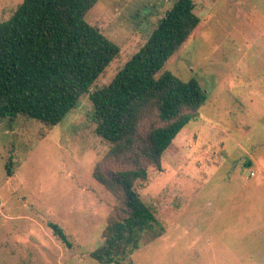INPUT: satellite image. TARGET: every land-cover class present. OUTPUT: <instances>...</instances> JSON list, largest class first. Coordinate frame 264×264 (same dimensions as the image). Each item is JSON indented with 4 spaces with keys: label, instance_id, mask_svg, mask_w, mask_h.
<instances>
[{
    "label": "rangeland",
    "instance_id": "1",
    "mask_svg": "<svg viewBox=\"0 0 264 264\" xmlns=\"http://www.w3.org/2000/svg\"><path fill=\"white\" fill-rule=\"evenodd\" d=\"M175 1L98 0L85 21L119 54L90 92L112 81ZM21 2L0 0V23ZM192 2L199 24L162 72L195 79L206 102L162 170L135 185L163 232L120 264H264V0ZM95 126L87 95L53 129L0 122V264H98L90 254L120 202L92 178L108 150Z\"/></svg>",
    "mask_w": 264,
    "mask_h": 264
},
{
    "label": "trees",
    "instance_id": "2",
    "mask_svg": "<svg viewBox=\"0 0 264 264\" xmlns=\"http://www.w3.org/2000/svg\"><path fill=\"white\" fill-rule=\"evenodd\" d=\"M97 2L22 0L0 23V122L12 127L24 118L53 129L88 96L94 133L108 145L92 178L120 202L107 220L102 245L90 256L98 264H120L146 235L161 236L154 211L134 187L147 181L150 168L162 170L163 153L197 120L206 96L195 79L162 72L199 24L192 0H176L112 81L90 92L119 54L116 44L85 21ZM49 227L68 246L63 231Z\"/></svg>",
    "mask_w": 264,
    "mask_h": 264
}]
</instances>
